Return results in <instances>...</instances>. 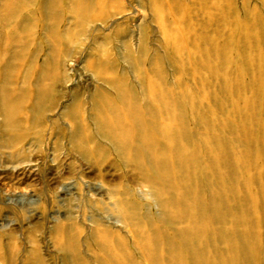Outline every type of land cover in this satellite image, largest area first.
<instances>
[{
	"label": "rangeland",
	"instance_id": "374dc122",
	"mask_svg": "<svg viewBox=\"0 0 264 264\" xmlns=\"http://www.w3.org/2000/svg\"><path fill=\"white\" fill-rule=\"evenodd\" d=\"M0 264H264V0H0Z\"/></svg>",
	"mask_w": 264,
	"mask_h": 264
},
{
	"label": "bare ground",
	"instance_id": "6f19581e",
	"mask_svg": "<svg viewBox=\"0 0 264 264\" xmlns=\"http://www.w3.org/2000/svg\"><path fill=\"white\" fill-rule=\"evenodd\" d=\"M25 1V0H24ZM33 2V1H32ZM57 3V2H56ZM31 4V3H30ZM25 5V4H24ZM28 5V4H27ZM12 6V5H11ZM31 6V5H30ZM25 8H27V7H25ZM5 11V10H4ZM21 12V11H20ZM29 12V11H28ZM27 15V14H26ZM23 17V16H22ZM14 20V19H13ZM4 21V20H3ZM27 21V20H26ZM25 21V22H26ZM21 22H23V21H21ZM32 22V21H31ZM21 28V27H20ZM23 29V28H22ZM11 38V37H10ZM201 51V50H200ZM5 54V53H4ZM15 60V59H14ZM205 66V65H204ZM15 74V73H14ZM213 75V74H212ZM16 76V75H15ZM13 77V76H12ZM5 79V78H4ZM17 80V79H16ZM10 83V82H9ZM15 83H16V81H15ZM11 84V83H10ZM39 84V83H38ZM46 90V89H45ZM14 91H16V90H14ZM16 92H18V91H16ZM43 92V91H42ZM15 93V92H14ZM12 94V93H11ZM39 95V94H38ZM43 95V94H42ZM13 96V95H12ZM28 96V95H27ZM31 96V95H30ZM44 96V95H43ZM14 97V96H13ZM32 98V97H31ZM41 98V97H40ZM44 98V97H43ZM44 101V100H43ZM41 103H39V105H40ZM42 106V105H41ZM35 107V106H34ZM3 109V108H2ZM149 113H151V112H149ZM162 115V114H161ZM162 118V117H161ZM166 120H167V118H166ZM154 123H156V122H154ZM153 128V127H152ZM210 128V127H209ZM160 130V129H159ZM147 138V137H146ZM246 153V152H245ZM211 159V158H210ZM229 160V159H228ZM209 161V160H208ZM227 166V165H226ZM242 166H243V164H242ZM178 167V166H177ZM236 171V170H235ZM209 175V174H208ZM191 176V175H190ZM192 177V176H191ZM186 178V177H185ZM207 179V178H206ZM176 219V218H175ZM188 231V230H187ZM177 235V234H176ZM189 238V237H188ZM182 246V245H181ZM167 249V248H166ZM164 253V252H163ZM178 254V253H177ZM168 258V257H167ZM176 259V258H175ZM177 260V259H176ZM182 261V260H181ZM169 262V261H168ZM183 262V261H182Z\"/></svg>",
	"mask_w": 264,
	"mask_h": 264
}]
</instances>
